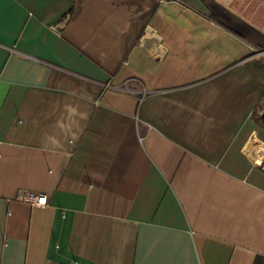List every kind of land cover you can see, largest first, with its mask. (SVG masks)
Instances as JSON below:
<instances>
[{"label":"crops","instance_id":"0c3cea01","mask_svg":"<svg viewBox=\"0 0 264 264\" xmlns=\"http://www.w3.org/2000/svg\"><path fill=\"white\" fill-rule=\"evenodd\" d=\"M263 110L264 0H0V264H264Z\"/></svg>","mask_w":264,"mask_h":264},{"label":"built area","instance_id":"2783aa9c","mask_svg":"<svg viewBox=\"0 0 264 264\" xmlns=\"http://www.w3.org/2000/svg\"><path fill=\"white\" fill-rule=\"evenodd\" d=\"M15 200L26 202L31 205L42 206L47 203V196L43 193L21 190L15 196Z\"/></svg>","mask_w":264,"mask_h":264},{"label":"water","instance_id":"95a60500","mask_svg":"<svg viewBox=\"0 0 264 264\" xmlns=\"http://www.w3.org/2000/svg\"><path fill=\"white\" fill-rule=\"evenodd\" d=\"M261 118H262V120H263V122H264V110H263L262 113H261Z\"/></svg>","mask_w":264,"mask_h":264},{"label":"rangeland","instance_id":"374dc122","mask_svg":"<svg viewBox=\"0 0 264 264\" xmlns=\"http://www.w3.org/2000/svg\"><path fill=\"white\" fill-rule=\"evenodd\" d=\"M250 148H252L253 150L255 149V147H254V146H250Z\"/></svg>","mask_w":264,"mask_h":264},{"label":"bare ground","instance_id":"6f19581e","mask_svg":"<svg viewBox=\"0 0 264 264\" xmlns=\"http://www.w3.org/2000/svg\"><path fill=\"white\" fill-rule=\"evenodd\" d=\"M263 158V157H262Z\"/></svg>","mask_w":264,"mask_h":264}]
</instances>
